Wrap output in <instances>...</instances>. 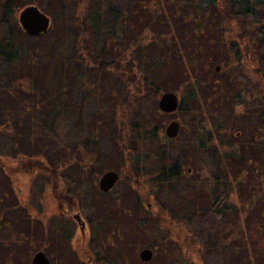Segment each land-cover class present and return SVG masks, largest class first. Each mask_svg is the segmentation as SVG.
<instances>
[{
    "label": "rangeland",
    "instance_id": "rangeland-1",
    "mask_svg": "<svg viewBox=\"0 0 264 264\" xmlns=\"http://www.w3.org/2000/svg\"><path fill=\"white\" fill-rule=\"evenodd\" d=\"M80 1L12 0L16 13L8 26L0 25V36L16 37L23 48L20 58L12 64L0 54V155L7 164L17 160L15 153L47 157L56 163L57 169L67 163L69 181L65 193L78 200L75 211L70 212L73 207L66 202L70 214L61 218L54 203H48V210L58 214L48 218L46 232L43 223L29 215L24 206L14 207L11 177L0 166L1 216L7 214L10 224L20 222L21 237L37 243L48 237L71 239L72 245L65 253L66 264H88L76 257L81 243L87 254L97 253L99 264H264V183L260 180V173L264 174V150L255 153L250 145L256 131L254 121L233 114L230 101L224 97L230 79L221 60L225 57L221 32L215 28L220 14L213 15L212 30L207 36L196 37L192 20H181L193 12L192 0H164L162 11L155 0H131L130 4V0H89L84 19L77 16L82 9L77 8ZM4 3L0 0V17ZM29 4L38 5L51 19L43 35L34 37L26 33L19 22L20 11ZM110 7L126 10L116 21L118 24ZM158 10L156 17L152 13ZM83 27L103 47L99 69L76 61ZM159 33H166L165 42L155 39ZM142 55L154 62L164 56L165 62L155 66ZM234 68L238 70L237 65ZM77 73L86 75L83 85L75 86L79 80ZM246 77L244 72H236L237 79ZM144 79L151 80L152 86ZM7 84L10 85L3 86ZM157 87L162 93L176 92L183 104L174 112L162 111ZM120 107L126 112L127 153L142 163L138 176L130 175L127 164L126 169L120 167L124 141L118 137L115 116V109ZM175 119L181 124L176 137L162 143L141 140L143 132L156 125L163 128L164 134L166 126ZM218 121L226 125L229 122L231 127L221 136L216 131L215 143L200 150L198 135L203 132L198 124L209 127ZM218 142L239 143L245 147L244 156L223 160L222 166L220 158L224 151ZM80 150L84 157L94 160L93 167L100 174L109 168L123 169L115 191L109 195L100 193L97 173L94 178L83 176L78 180L82 172L76 159L82 157ZM176 163H181L183 169L177 181L154 182L161 166ZM224 167L233 173L243 169V182L239 194L230 193L231 208L216 206L221 212L217 218L208 212L213 208L209 192L213 176ZM12 179L27 202L28 189L37 194L42 191V178L30 182L26 175L13 173ZM139 185L143 188L139 191L151 195L145 197L139 214L144 212L146 231L131 235V226L124 222H132L138 215L130 190ZM226 189L223 186L219 191ZM189 198L204 211L196 213L191 202L194 208H190ZM30 204L39 211L34 199ZM76 211L86 222V233L74 217ZM115 217L120 218L121 224H108V218L111 221ZM98 223L102 224L96 239L94 226ZM166 224L179 230L180 241L168 250L161 244L156 246V255L146 263L139 258L138 248L167 235ZM120 238L129 239L130 245H121ZM23 250L19 253L26 257ZM3 259L0 257V264Z\"/></svg>",
    "mask_w": 264,
    "mask_h": 264
},
{
    "label": "trees",
    "instance_id": "trees-1",
    "mask_svg": "<svg viewBox=\"0 0 264 264\" xmlns=\"http://www.w3.org/2000/svg\"><path fill=\"white\" fill-rule=\"evenodd\" d=\"M81 1V3H78L77 8L82 6V9H78L79 11L77 16L79 19H84L85 8L89 0ZM155 1L159 4V10H161V8L164 7L163 5L166 4L163 2L164 0ZM184 1L189 2L188 0ZM128 3L130 4L131 0ZM103 4L105 5L104 2ZM191 5L193 12L188 16H183L181 20H192V32L193 36L196 37L202 35L207 36V33L212 30V23L214 22L213 15L220 14L221 20L215 28H218V31L221 32V45H223V47H221L225 56L221 60L224 65L223 68H225L230 79L227 81V85L224 90V97L230 101L229 105L233 114L244 116L245 119L254 121V127H256V131L252 136L250 145L253 147L255 153L256 151L262 152L264 150V0H192ZM159 10L157 13L154 14L153 12L152 14L156 15L157 17ZM110 12L114 14L115 22L119 21L121 17L126 14V10H115L112 7H110ZM15 13L16 12L12 5V0H5L3 14L0 17V25L5 27L8 26L11 16L15 15ZM174 16L175 14L173 13V17ZM83 29L84 31H82V41L77 44L78 56L76 61L80 64H86L87 62V64H89L91 67L99 69V66H102L101 54H103V47L99 46L95 39L94 41L91 39L90 34L85 31V27H83ZM165 36H167L166 33H159L155 39L159 41L164 39L162 41L165 42ZM21 44L22 42L18 41L16 37L6 36L3 38L0 36V54L4 57L8 64H12L20 58L19 55L22 48ZM141 45L142 43H140V46ZM140 46L138 48H140ZM168 47L171 48L170 45ZM198 49L201 50L200 47ZM189 56L190 58L192 57L191 55ZM142 58L147 60V62L154 63V65L156 64L158 66H160L162 60H164V56L156 58L155 62L151 58L145 57V55H142ZM61 61H64V59ZM149 63L148 65H151ZM234 65H237L238 70L234 68ZM236 72H244L247 77L244 78L245 80H239L236 78ZM77 77L79 80L76 81L75 86L83 85L86 82V75L77 73ZM144 82L147 85L152 86L151 80L144 79ZM198 82L199 81H197V83ZM131 84H128V86L130 85V91L132 92ZM8 85L10 84L3 86ZM157 91L159 95L162 94L158 87ZM127 93L130 97L131 94H129V91H127ZM180 104H183L182 100ZM115 112V116L118 118V137L124 141L121 147L124 155L122 157L120 167L126 169L125 167L127 164V166H130L131 168V172H129L130 175L134 174L138 176L141 169L138 166L142 163L134 161L131 155L127 153L129 150V145H127L126 142H128L129 139L124 135L127 129L125 124V109L123 110L120 107L118 110L115 109ZM256 117L258 121L255 119ZM198 127H200L203 132L201 135H198L200 141V150H202L203 147L204 149L207 148L206 145H209L212 142L215 143L216 131L217 133H220L221 136V133L224 132V130H228V128L231 126L229 122L226 125L225 123L218 121L215 122V124H210L209 127L205 125L201 126L200 124H198ZM162 130L163 128H161V126L156 125L153 129L144 131L141 135V140H151L162 143L166 141L167 138L169 139L165 133V135L163 134L164 130ZM220 140L221 139H219V141ZM218 144L220 149L224 151L222 158H220L222 166L223 160H236L237 158L244 156L243 154L246 151L243 150L245 147L240 146L239 143L218 142ZM14 157L17 160L7 164L5 161H3L4 156L0 155V166L5 167V170L11 177V184L14 187L15 185L12 179L13 173L26 175L28 177V181L30 182L37 178H42V191L36 195V204L39 206V210H41V212H43V208L46 207L45 203L53 202L56 210H59L57 207L60 208L64 201L69 202V205L73 207L72 210L68 209L70 212L75 211L74 205L77 204L78 200H76L74 196L67 195L64 193V191H62V180L60 176L57 175V171L54 170L56 163L52 162L47 157H42L39 155H18L15 153ZM247 158L249 159L250 157L247 156ZM182 172L183 169L181 163H176L170 167H166L165 165L161 166L157 171V177L154 178V182L169 183L177 181ZM243 172V169H240L233 173L224 167L221 171L213 176L214 184L211 187L209 195L210 197L212 196V207L214 209L210 208L208 210L209 213L219 218V214H221V212H219L220 208H216L218 204L220 207L226 206L227 209L232 207L230 205L229 196L231 192H237V194H239L240 190L242 189ZM88 174L89 177L94 178L95 170L88 172ZM260 174V180L264 183V178H262L264 174ZM140 185L142 184L140 183ZM140 185L139 188H133L132 186V190H130L131 196L133 197L132 200L136 203L135 207L138 211V215L134 217V221L130 222L131 229H133V235L140 234L142 231H146V223L145 225L143 224L146 222V218L141 216L144 212L141 215L139 214L143 211L145 197L151 196L145 190L143 192L139 191V189L143 190ZM223 186H225L227 189L221 193L219 189H221ZM30 202L29 200L28 202H25L24 207L33 210ZM190 202L194 205V207L196 206L194 211L197 213L200 208L197 207L194 199L189 198V203ZM191 203L190 208H194L191 207L193 206ZM68 210L65 208V211H67L66 214H70ZM201 211L203 212L204 210H200L199 212ZM90 254L91 253L87 254V252H85L86 260L90 259Z\"/></svg>",
    "mask_w": 264,
    "mask_h": 264
},
{
    "label": "flooded vegetation",
    "instance_id": "flooded-vegetation-1",
    "mask_svg": "<svg viewBox=\"0 0 264 264\" xmlns=\"http://www.w3.org/2000/svg\"><path fill=\"white\" fill-rule=\"evenodd\" d=\"M81 151V150H80ZM82 153V157L81 158H76L79 162V165L81 166L80 168L82 169V172H80L78 174V180H81L83 178V176H89L88 172H91L93 170H95V176L96 173L100 174L99 172L96 171V168L93 167L94 164V160H92L91 157H84V153L81 151ZM68 165L67 163H65L64 165L62 164L60 169H57L54 167V170L57 171V175L60 176L61 178V185H62V191H64V193L66 192V188L68 186V169L65 168V166ZM109 169H116V168H109ZM84 170V171H83ZM108 170V169H106ZM104 170V171H106ZM119 171L120 173V178L122 176L123 173V169H116ZM103 171V172H104ZM102 172V173H103ZM101 173V174H102ZM99 175V179L100 176ZM94 176V177H95ZM82 177V178H81ZM99 179H98V188H99V192L105 195H109L111 194L114 190V188L117 186H115L112 190L110 191H103L101 190L100 186H99ZM137 181V179H135ZM12 199L14 202V207L16 208L19 206H24L25 202H27V198H22L21 195V191L17 190L13 185H12ZM36 191H30L28 190L27 192V196L29 197V202L34 199L35 203H36ZM7 196H9L8 194H6ZM45 206L43 208V212H41V210L37 211V210H30L28 208H26V211L29 213V215L31 214L33 217H35L37 220L41 221L43 223L44 229L47 232V220L48 218L50 219V217L52 215H57L58 212H56L55 214L52 213L51 210H48V203H45ZM15 208H13L12 210H15ZM65 208L68 210L67 205H66V201H64L61 204V207L57 209H59L58 211L60 212V217L62 218L63 216H66V211ZM11 211V208L9 209ZM116 210H114L115 212ZM34 212V213H32ZM77 212V211H76ZM80 214V212H77ZM77 213H74V217ZM144 214V213H143ZM143 214L141 216H143ZM111 221H109L108 218V224H121L120 222V218L115 217L114 219L110 218ZM8 215L4 214V216L2 217L0 214V257L4 258V262H2V264H35L34 262V258L36 256L37 253L39 252H43L45 257L48 259L49 264H66L67 261V255L65 254L67 251H69L68 246L72 245L69 242L71 241V239H66V238H45L41 243H37L35 240H33L32 238H23L21 237V229H20V222H14L13 224L8 223ZM80 223L81 226V230L83 231V233H86L85 229H86V222L84 220L81 219V221H78ZM127 226H130V222H124ZM101 224L102 223H98L97 225L94 226V234H95V238L98 239L99 238V233L101 232ZM165 225V224H164ZM46 227V228H45ZM164 227V226H163ZM162 228V227H161ZM166 229H169L167 235H163L160 236V238H155L153 239V243L152 244H148V245H142L141 247L138 248L139 252L141 249L145 248V247H149L153 250L154 254L152 259L154 258V256L156 255L157 252V248H155L156 246L158 247V245H162L163 249L166 250L167 248H169L170 246L176 245L178 244L177 241H180L181 238V233L179 232L178 229H173L175 230V232H172V228L167 225ZM133 229H129V234L132 235ZM163 231V229L161 230ZM172 232V233H171ZM171 233V234H170ZM141 234V233H140ZM170 234V235H169ZM168 235L171 237V235H173L171 238L168 237ZM98 237V238H97ZM109 240H111L109 238ZM121 243V245H130L129 243V239L126 238H120L119 239ZM170 241V242H168ZM22 248H25L27 255L26 257L22 256L20 252ZM85 246L81 243L79 246V251L76 254L77 260L85 262V263H90V264H99L100 259L98 260L96 258V255L93 254V252L90 254V259L86 260L85 259ZM23 250V252L25 251ZM168 250V249H167ZM75 251V250H74ZM93 251H96L95 249H93ZM77 252V251H76ZM81 252V253H80ZM120 254H123V251H120ZM140 258V255H139ZM151 259V260H152ZM151 260L146 261V263L150 262ZM90 261V262H89Z\"/></svg>",
    "mask_w": 264,
    "mask_h": 264
},
{
    "label": "water",
    "instance_id": "water-1",
    "mask_svg": "<svg viewBox=\"0 0 264 264\" xmlns=\"http://www.w3.org/2000/svg\"><path fill=\"white\" fill-rule=\"evenodd\" d=\"M19 22L28 34L38 36L49 29L51 19L38 5L29 4L20 11ZM219 69L220 65L217 66V70ZM180 102L178 94L174 91L168 90L162 93L158 105L162 111L171 113L178 109ZM180 126L181 124L177 119L172 120L165 128L166 135L169 138L176 137L179 134ZM119 179V171L116 169H109L101 175L99 186L103 191H110L116 186ZM75 218L78 221H81V215L79 213L75 215ZM139 254L143 261H148L152 259L154 252L151 248L145 247L141 249ZM34 262L35 264H49V261L43 252L36 254Z\"/></svg>",
    "mask_w": 264,
    "mask_h": 264
}]
</instances>
